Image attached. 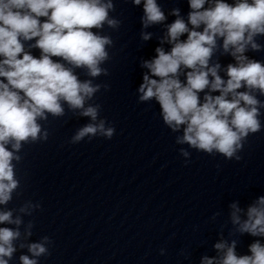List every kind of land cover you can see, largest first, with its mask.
Masks as SVG:
<instances>
[{"label":"clouds","instance_id":"1","mask_svg":"<svg viewBox=\"0 0 264 264\" xmlns=\"http://www.w3.org/2000/svg\"><path fill=\"white\" fill-rule=\"evenodd\" d=\"M130 2L142 9L141 42L158 41L155 55L139 60L137 102L159 106L185 165L190 150L242 160L248 138L264 130V60L250 55L264 53V0H187L186 14L179 7L166 13L158 0ZM115 12V0H0V264L18 252L19 264H40L54 246L48 235L32 240L42 205L24 198L18 166L25 146L49 140L50 118L87 120L71 145L115 135L96 102L110 90L96 81L110 75L104 66L115 47L110 32L123 24ZM156 26L159 34L149 30ZM221 57L231 62L222 64ZM14 200L17 206L9 207ZM245 235L253 239L241 254ZM211 248L214 255H201L199 264H264V195L246 206L229 203ZM179 255L189 259L191 252Z\"/></svg>","mask_w":264,"mask_h":264}]
</instances>
